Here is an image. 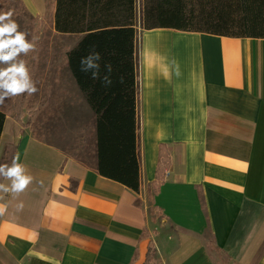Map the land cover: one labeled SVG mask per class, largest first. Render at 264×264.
Returning <instances> with one entry per match:
<instances>
[{
    "label": "crops",
    "instance_id": "crops-1",
    "mask_svg": "<svg viewBox=\"0 0 264 264\" xmlns=\"http://www.w3.org/2000/svg\"><path fill=\"white\" fill-rule=\"evenodd\" d=\"M136 29L139 195L7 117L0 164L34 180L0 193V264H264V40Z\"/></svg>",
    "mask_w": 264,
    "mask_h": 264
},
{
    "label": "trees",
    "instance_id": "trees-1",
    "mask_svg": "<svg viewBox=\"0 0 264 264\" xmlns=\"http://www.w3.org/2000/svg\"><path fill=\"white\" fill-rule=\"evenodd\" d=\"M143 29H172L232 39L264 40V0H143ZM54 31L59 35L81 36L67 53L71 76L95 116L94 150L91 162L74 158L109 180L139 195L141 158L138 142L139 97L136 58V0H45ZM95 46L101 54V76L105 64L112 65V85L104 87L91 74L82 73L79 60ZM35 59L32 68L37 67ZM124 82H120V78ZM0 108V139L7 117L22 123L28 94L9 98ZM34 137L38 138L33 131ZM65 154L69 156L66 152ZM70 157V156H69ZM170 167L165 146L160 149L159 180ZM137 199L136 205L141 206ZM150 243L146 261L155 264Z\"/></svg>",
    "mask_w": 264,
    "mask_h": 264
},
{
    "label": "rangeland",
    "instance_id": "rangeland-1",
    "mask_svg": "<svg viewBox=\"0 0 264 264\" xmlns=\"http://www.w3.org/2000/svg\"><path fill=\"white\" fill-rule=\"evenodd\" d=\"M143 7V0H136L137 27L143 26ZM8 10L14 12L12 19L19 24L20 31L27 33L28 39L36 45L34 52L21 56L38 89L35 94L28 95V105L22 110L21 120L36 132L38 138L59 147L70 157L90 163V152L94 150L95 116L66 63L67 53L77 45L81 36L57 34L46 5L42 13L33 14L22 0H0V11ZM35 59L38 62L34 69ZM0 108L4 109V106L0 105Z\"/></svg>",
    "mask_w": 264,
    "mask_h": 264
},
{
    "label": "clouds",
    "instance_id": "clouds-1",
    "mask_svg": "<svg viewBox=\"0 0 264 264\" xmlns=\"http://www.w3.org/2000/svg\"><path fill=\"white\" fill-rule=\"evenodd\" d=\"M12 10L0 11V105H3L6 98H13L23 94L33 95L38 89L32 80L27 63L21 56H27L36 50L34 42L28 39V34L20 31L19 24L12 19ZM100 52L92 46L88 54L79 60V69L82 73H90L92 80H100L104 87H110L113 83L111 73L112 65L105 64L106 74H100ZM177 75L179 70L177 69ZM124 82V78H120ZM0 178L10 181V184L0 183V193L10 194L13 197L23 193L33 182L34 178L26 174V169L19 162V155L13 157L11 164H0ZM3 196L0 195V200ZM18 210L23 209V203L18 206ZM8 205L0 203V216L6 214Z\"/></svg>",
    "mask_w": 264,
    "mask_h": 264
}]
</instances>
